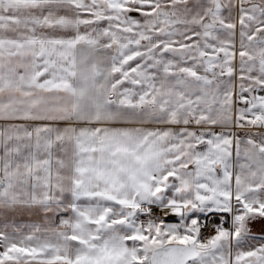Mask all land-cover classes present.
Segmentation results:
<instances>
[{
  "label": "snow or ice",
  "instance_id": "6c2138e0",
  "mask_svg": "<svg viewBox=\"0 0 264 264\" xmlns=\"http://www.w3.org/2000/svg\"><path fill=\"white\" fill-rule=\"evenodd\" d=\"M250 129L264 0H0V264H264Z\"/></svg>",
  "mask_w": 264,
  "mask_h": 264
},
{
  "label": "rangeland",
  "instance_id": "374dc122",
  "mask_svg": "<svg viewBox=\"0 0 264 264\" xmlns=\"http://www.w3.org/2000/svg\"><path fill=\"white\" fill-rule=\"evenodd\" d=\"M158 212V210H157ZM51 215V214H48ZM177 218H175L176 221ZM7 221L8 223L14 224L19 229L27 233L29 232L34 226L43 227L45 226L48 221L45 219V214L38 209H29V208H20L14 212H10L7 214ZM171 219L169 222H175ZM4 218L0 217V226L3 225ZM58 222V218H57Z\"/></svg>",
  "mask_w": 264,
  "mask_h": 264
},
{
  "label": "crops",
  "instance_id": "0c3cea01",
  "mask_svg": "<svg viewBox=\"0 0 264 264\" xmlns=\"http://www.w3.org/2000/svg\"><path fill=\"white\" fill-rule=\"evenodd\" d=\"M145 127L152 128V127H157V126L149 124V125H145ZM233 130L235 131V129H233ZM217 131H219V129H217ZM245 131L250 132L252 135H254L258 139L260 132H264V129H250V130L239 131L238 135L241 138H243L245 136ZM233 160H235V153L233 155ZM157 215H160L159 211L157 212ZM171 219L173 221H175V217H171V216L167 218V221L169 222V221H171Z\"/></svg>",
  "mask_w": 264,
  "mask_h": 264
},
{
  "label": "built area",
  "instance_id": "2783aa9c",
  "mask_svg": "<svg viewBox=\"0 0 264 264\" xmlns=\"http://www.w3.org/2000/svg\"><path fill=\"white\" fill-rule=\"evenodd\" d=\"M207 222L209 223V228L206 229V230H203V234H204L205 236L209 235L210 232H211V220H209V221H207Z\"/></svg>",
  "mask_w": 264,
  "mask_h": 264
}]
</instances>
